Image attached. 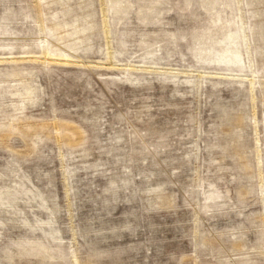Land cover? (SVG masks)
Returning <instances> with one entry per match:
<instances>
[{"label":"rangeland","instance_id":"1","mask_svg":"<svg viewBox=\"0 0 264 264\" xmlns=\"http://www.w3.org/2000/svg\"><path fill=\"white\" fill-rule=\"evenodd\" d=\"M0 264H264V0H0Z\"/></svg>","mask_w":264,"mask_h":264}]
</instances>
